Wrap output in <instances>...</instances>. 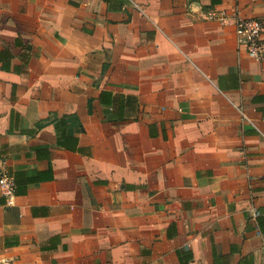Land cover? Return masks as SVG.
Listing matches in <instances>:
<instances>
[{
    "label": "crops",
    "instance_id": "crops-1",
    "mask_svg": "<svg viewBox=\"0 0 264 264\" xmlns=\"http://www.w3.org/2000/svg\"><path fill=\"white\" fill-rule=\"evenodd\" d=\"M235 11L264 0H0V264H264Z\"/></svg>",
    "mask_w": 264,
    "mask_h": 264
},
{
    "label": "built area",
    "instance_id": "built-area-1",
    "mask_svg": "<svg viewBox=\"0 0 264 264\" xmlns=\"http://www.w3.org/2000/svg\"><path fill=\"white\" fill-rule=\"evenodd\" d=\"M210 20L223 21L229 16L226 11L220 12L210 9L208 11ZM234 18L235 30L239 49H243L247 55L254 60L262 61L264 58V21L258 17H244L237 11L232 15ZM241 109V107H240ZM243 118H247L241 109ZM0 189L2 193L8 196V202L11 203L14 197L15 182L13 177L3 174L0 176ZM260 212L255 210L254 216ZM5 264H9L5 262Z\"/></svg>",
    "mask_w": 264,
    "mask_h": 264
}]
</instances>
